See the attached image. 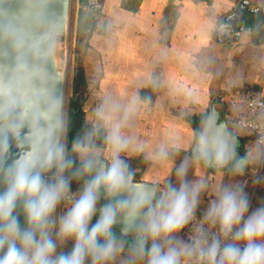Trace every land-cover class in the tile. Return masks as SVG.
<instances>
[{"label": "clouds", "instance_id": "obj_1", "mask_svg": "<svg viewBox=\"0 0 264 264\" xmlns=\"http://www.w3.org/2000/svg\"><path fill=\"white\" fill-rule=\"evenodd\" d=\"M148 103L139 91L104 98L70 147L62 129L53 141L37 114L27 150L10 164L0 155V264H264V203L253 207L239 182L218 184L198 219L207 183L189 179L196 165L234 175L264 165V132L240 157L237 136L207 111L174 164L176 182L161 189L137 182L125 158L163 166L183 150L179 134L154 145L134 134Z\"/></svg>", "mask_w": 264, "mask_h": 264}, {"label": "crops", "instance_id": "obj_2", "mask_svg": "<svg viewBox=\"0 0 264 264\" xmlns=\"http://www.w3.org/2000/svg\"><path fill=\"white\" fill-rule=\"evenodd\" d=\"M242 2L264 7V0H75L72 37L79 61L72 81L78 74L84 79L85 122L104 98L139 91L149 103L135 121L134 134L149 145L167 132L182 137L183 150L163 166L125 154L137 182L158 183L161 189L167 180L176 182L174 164L189 154L193 132L212 103L222 109L243 157L254 145L253 136L223 113L218 100L225 86L264 93V25L239 22L251 30L240 32L231 44L213 37L222 18ZM84 4L91 7L84 10ZM149 77L154 83L145 86ZM261 177L264 165H249L242 175L193 166L189 179L207 183L198 213L215 199L218 184L239 182L253 207L264 203Z\"/></svg>", "mask_w": 264, "mask_h": 264}, {"label": "water", "instance_id": "obj_3", "mask_svg": "<svg viewBox=\"0 0 264 264\" xmlns=\"http://www.w3.org/2000/svg\"><path fill=\"white\" fill-rule=\"evenodd\" d=\"M71 0H0V155L12 163L27 150V138L41 115L53 141L64 124ZM264 25V7L242 2L214 31L217 43L231 44L239 22ZM218 123L227 124L214 103ZM237 153L239 150V139ZM119 229H117V232Z\"/></svg>", "mask_w": 264, "mask_h": 264}, {"label": "built area", "instance_id": "obj_4", "mask_svg": "<svg viewBox=\"0 0 264 264\" xmlns=\"http://www.w3.org/2000/svg\"><path fill=\"white\" fill-rule=\"evenodd\" d=\"M90 7L91 5L85 4L82 6L84 10ZM218 100L223 107V113L236 125L247 130L255 143L259 133L264 132V93L225 86ZM199 215L197 213L198 219ZM191 227L189 225L184 229L182 235L185 238L190 234Z\"/></svg>", "mask_w": 264, "mask_h": 264}, {"label": "trees", "instance_id": "obj_5", "mask_svg": "<svg viewBox=\"0 0 264 264\" xmlns=\"http://www.w3.org/2000/svg\"><path fill=\"white\" fill-rule=\"evenodd\" d=\"M73 87V95L74 98H71L70 107L67 112L66 122H65V132H64V140L65 142L71 146L73 137L87 125L84 119V111H83V100L81 99L82 93H80L83 85L84 79L81 74H78L74 81ZM222 112V109H220ZM70 247V245H69ZM59 250H64L63 248Z\"/></svg>", "mask_w": 264, "mask_h": 264}, {"label": "rangeland", "instance_id": "obj_6", "mask_svg": "<svg viewBox=\"0 0 264 264\" xmlns=\"http://www.w3.org/2000/svg\"><path fill=\"white\" fill-rule=\"evenodd\" d=\"M74 2L75 0H71V13H70V28H69V45H68V56H67V67H66V86H65V101H64V124H63V138H64V132H65V122H66V117H67V112L70 107V101L71 98H74L73 95V81H72V74L74 67L76 66V63H78L77 55L75 52V47L73 45V37H72V22L74 21L75 18V7H74ZM73 19V21H72ZM80 93H82L81 99L84 100V97L86 96L85 91L81 89ZM77 188V184L74 182L72 185L73 191H75ZM65 204H62L60 206V209H57V214H59L58 210H61L63 212L62 208Z\"/></svg>", "mask_w": 264, "mask_h": 264}]
</instances>
